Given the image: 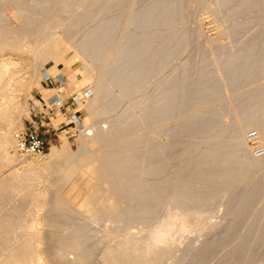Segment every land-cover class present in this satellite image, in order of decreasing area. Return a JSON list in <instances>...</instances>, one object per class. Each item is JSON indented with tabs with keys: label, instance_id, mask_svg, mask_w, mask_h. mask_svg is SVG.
I'll list each match as a JSON object with an SVG mask.
<instances>
[{
	"label": "rangeland",
	"instance_id": "1",
	"mask_svg": "<svg viewBox=\"0 0 264 264\" xmlns=\"http://www.w3.org/2000/svg\"><path fill=\"white\" fill-rule=\"evenodd\" d=\"M104 1L110 4L107 20L88 14L97 0H0V264H264V241L243 242L250 230L257 240L264 229V187L253 194L264 178V137L255 128H246L249 108L264 101V61L254 63L253 53L246 52L264 28V11L244 15L243 10L235 19L239 26L233 28L229 16L239 13L238 5L228 0H186L190 11L186 13L187 36L179 29L169 36L171 40L164 34L163 40H149L147 52L136 58V48L147 38L137 34V40L132 39L131 32L138 10L149 11L152 6L146 5L147 0ZM259 4L264 7V0H251L252 7ZM77 21L80 26L71 30L74 40H81L87 28L98 26L102 31L98 47L91 43L95 49L84 54L64 33ZM246 21L252 24L239 32L240 23ZM60 38H66L74 51L64 59L70 54L77 57L71 69L63 61L43 63L39 59ZM173 43L175 47H165ZM97 49L99 55H94ZM153 57L156 74L144 81V73L133 72H144V65ZM98 65H107L108 71ZM190 66L194 71L191 83L216 81L219 95L154 121L152 113L189 83L182 79ZM75 70L80 72L78 84L68 78ZM237 70H241L240 79L234 83ZM126 71L131 72L132 82L122 90ZM42 72L53 80V74L61 73L65 80L62 98L70 106L68 113L57 111L40 130L52 147L67 143L69 156L62 155L58 163L50 161V152L43 159L23 161L9 151L12 133L35 119L36 105L45 110L47 99L56 94ZM176 75L180 85L175 90L170 85ZM100 77L104 82L110 77L114 80H110V94L101 110L94 103ZM140 78L142 82L135 85ZM29 84L33 86L30 94ZM133 85L140 88L131 91ZM73 113L93 126L94 136H87L71 121ZM94 113L95 118L91 117ZM199 119L202 123L215 120L217 128H209ZM186 120L193 124L184 134L181 129ZM176 128L179 132L173 133ZM96 134L99 139H94ZM218 145L225 147L218 149ZM173 146L180 154L187 150L192 156L208 153L231 159L242 171L252 168L253 175L207 197L199 194L183 207L170 200L154 211L150 205L133 211L137 193H151L152 174L158 165L153 162L155 153ZM107 159L118 166L111 175L102 167ZM122 160H131L137 171L128 174ZM143 169L149 172L145 177ZM122 172L127 177L123 186ZM179 173L181 183L182 164ZM113 193L128 194L129 200L126 204L121 201L119 207ZM131 213L149 216L127 215ZM158 232L168 238L155 247V254L149 246L152 237L160 236ZM204 251L208 254L202 260L189 258H198Z\"/></svg>",
	"mask_w": 264,
	"mask_h": 264
},
{
	"label": "bare ground",
	"instance_id": "2",
	"mask_svg": "<svg viewBox=\"0 0 264 264\" xmlns=\"http://www.w3.org/2000/svg\"><path fill=\"white\" fill-rule=\"evenodd\" d=\"M236 1H239V2L237 3ZM146 2H147L146 5L150 6V8L152 6V9L149 11H146V9L145 10L144 9L138 10L136 23H135V25L132 29V32H131V36H133L132 39L135 38V40H137L136 39L137 37L135 36L137 34L139 36H141L143 39L145 37L147 38V40H145L144 44L141 43V46L136 48L138 50V54L136 55V58H138L140 56V54L147 52V50L149 49V44L148 43L146 44V42L149 40H155V39L163 40L164 39L162 36L163 34L166 36L168 35V39H169V36L174 35L176 33V31L179 29L182 30L183 35L187 36V34H188V32H186L187 27H188V17L186 16V13L190 12V11H189V7L186 5V0H147ZM228 2H232L234 5H238L239 8H241L238 11L239 13L235 12L229 16V19L231 21L233 28L236 26H239L238 24H236L235 19H236V16L238 17V14H240L243 10H246V12L243 11V13L245 12L244 15H246L247 13L250 14L251 12H257L258 10L264 11V7L260 6V4L258 6L252 7L251 0H228ZM166 4H167V7L164 9ZM109 8H110L109 3L105 2L104 0H97L95 5H93V7L89 10L88 14L90 15V17H93V18L102 15V18L107 20L109 16L106 14V11ZM149 17H150V19H149ZM256 18H259V15H257ZM122 21H123V19H122ZM79 24L80 23H78V21H77L75 23V25L73 24L68 28V32L66 31L64 33L65 34L67 33V35L65 37L67 39H69L68 41L70 43L74 44L75 49L78 48V50H80L84 54V52H86L87 50L91 49V51H92V49H95L94 47H96V48L98 47L97 41L99 43L100 40L102 41V39H103V38L100 39L102 37V31L98 26L94 27V28H87L83 38L81 40L79 39V41H77V40H74L73 37H71V30L75 26H77V27L80 26ZM240 24L241 25H240L239 30H241V31H239V32H243V30L245 28L249 27L252 23H251V21H246L243 23L241 22ZM29 37H30V35H29ZM66 38L56 39L55 42L50 44V46H47L46 49H44V51H42L41 53L39 52L40 54L38 56H39L40 61L42 60L43 63H48L49 61H53V62H56V64H58L59 61H63L62 64L66 65L67 67H69V69H71L72 64L75 62L77 57H74V54H70L67 59H64V57L66 56L67 53L69 54L71 51H73L72 50L73 47L70 48L69 47L70 45L67 44ZM148 38H150V39H148ZM169 40H171V39H169ZM91 43L94 44L95 46L92 47ZM169 46H171L173 48V47H175V43H173L172 45L168 44L165 47H169ZM246 48H248L246 52H250V53L252 52L253 53V54H251V56H253V58L256 59L253 61L254 63H257V62L260 63V62L264 61V28L261 30L260 36L257 37L256 39H254L253 43L250 44L249 46H247ZM250 49H253V50L250 51ZM95 51H96V53H94ZM95 51H93L92 53L94 55H99L97 53L100 52V50L97 49ZM81 55H79V56L81 57ZM38 56H36V57H38ZM241 58H243L247 62L249 61V57L246 55L245 56L242 55ZM39 59H37V60H39ZM154 61H155V57H153V59L149 60V62L144 65V68H143L145 70L144 72L143 71H136L133 73H142V74L144 73V75H146V76H144V81H145V79H147L149 81L151 79V77H154L156 74L154 72V67H153L155 64ZM95 64L97 65V63H95ZM239 64H237V66H236L237 69L240 68ZM91 66L94 69L97 68L94 64H92ZM98 66L100 67V69L104 70V72L108 71L107 65H102V66L98 65ZM255 66H257V65H254V67ZM137 68L141 69L142 66H138ZM241 70H242V66H241ZM241 70L235 71L234 78L236 76H237V78L235 81L233 79L234 83L239 82L240 78H239L238 73ZM91 72H92V70H91ZM197 72L201 73V71H199V70H197ZM79 73L80 72H78V70L72 71L70 73L68 78H70V81L72 84L73 83L78 84V82L80 81V79L78 80ZM83 73H84V71H83ZM130 73L131 72L127 73V71H126V74H128V75L125 79V82L122 83V90H127L129 88L130 82H132V79L129 76V75H131ZM193 73H194V71H193V68L191 66L188 67V69L186 71H184V73H183L184 77H183L182 81H183V83H186V81H189V83L188 82L186 83L187 86H185L182 93L175 92L172 95V97L170 98V101L167 104H165L161 110L156 111V113H154V112L152 113L151 117L154 119V121L155 120L161 121V119L166 120L171 114L178 112L181 108L182 109H188V108H191V106H198V105H200L206 101H209L210 99H215L216 96L219 95L218 93H216L217 92L216 88L218 87V84H219L218 82L212 81V80H209V81L200 80L197 83L193 84V82L191 83V76ZM42 74L44 75V77L49 76L48 72H42ZM53 75H55V77L58 78V79L55 78V80H60L61 82H65L64 78L61 76V73H55ZM80 75L82 76V71H81ZM96 78H98V77H96ZM100 79L101 80H99L97 83L95 81V83H96V86H95L96 87V94L94 96V100H95L94 103H95V106H96V104H98V107L101 110V108H103V101H105V99H107L109 97V94H110V89H111L110 80L113 82H114V80L112 77H110V80L108 79L105 82L103 80V77H100ZM70 81H69V83H70ZM137 82H142L141 78L135 82V85L137 84ZM135 85H133V89H131V91L132 90L134 91L137 87L140 88L139 87L140 85L139 86H135ZM179 85H180V79H179V76L176 75L175 79H173V82L170 85V88L176 90L179 87ZM27 89H28L27 93L30 94L32 89H33V86L29 84V88H27ZM63 89H62V91H63ZM93 90H94V88H93ZM54 95H56V94H54ZM78 97L79 96H77V98ZM59 98L63 99L62 95L59 96ZM49 99H47V101ZM259 103H260V105H256L255 107L249 108L246 115L248 117H251V118L246 123V128H249V127L255 128L259 133V137H264V105H263L264 101L260 100ZM92 109H94V108H92ZM106 110H108V109L106 108ZM92 113H93V110H92ZM72 115L74 116V115H76V113L75 114L73 113ZM95 115L97 116V113L96 114L94 113V115H92L91 117L95 118ZM71 121L75 122V120L72 118H71ZM199 122L202 123L201 119H199ZM85 124L83 122H79V121L77 122V126L80 127L81 129H83L84 133H86L87 136L88 135L94 136L95 133L93 132V129H94L93 126L91 125L92 127H89ZM192 124H193V122L191 120H186L182 126V129H181L182 133L185 134L186 132H188L189 128L191 127ZM202 124H206L209 128H217V122H215V120L209 119L206 122H203ZM178 132H179V129L176 128V129H174L173 133H178ZM97 136L98 135L96 134V138H94V139H99V136L98 137ZM65 141H66V139H65ZM7 142L9 143V141H7ZM221 146H224V145H218V149H222ZM68 151H69L68 145H67V143L64 142L62 148L52 147L48 156L50 158V161L52 159H54L56 161L55 163H58L57 160L62 155H63V157L69 156ZM7 153H8V151H7ZM155 154H156V157L153 158V162L154 163L156 162L155 164H158V165H157L156 169H154L155 171L153 170L154 172H153L152 176L154 177V181L152 183V186L150 187L151 193L149 195V194L144 193V192H138L137 193V206H136V209L133 208V211H137L139 209L144 210V209L148 208L149 205H150V209L152 211H154V210H156V208H158L165 201H170V200H177V205L179 207H183L186 205V201H189L191 199L196 198V196L199 194H201L202 197H207V196L227 187L228 185H230L233 182H237V181L244 179V178H250L253 175L252 168L250 170L242 171L240 168L235 167V165H233V163L230 162L231 159L229 160L227 158H219V157L211 156V155H208V153L203 154V155H199V156H192L190 151L184 150V152L182 154H180L179 149L177 147L173 146L167 150L165 149L162 151H158ZM8 159H11V158H8ZM131 160H133V159L131 158ZM131 160H128L129 163H127L126 160H122V165H125L124 171H126L128 174H132V173L137 171V169H136L137 165L135 163L133 164V162H135L136 160L134 159L135 161L133 160V162ZM114 162H116V161L115 160H108V159L106 161L104 160L102 162V164H103L102 167L110 175L114 171L113 167L116 166V165L114 166ZM125 163H127V164H125ZM181 164H182V172L183 173H182V182L180 183L179 182V180H180L179 171H180V165ZM249 164L251 165V163H249ZM116 167H118V166H116ZM95 171H98V170H95ZM148 173L149 172H146L145 169H143L141 171L142 177H145ZM95 174H97V173L95 172ZM124 178L126 179L127 177L122 172V186L124 183ZM263 187H264V178L260 179L257 182L253 194L260 193L263 190ZM114 194L117 196L115 199L118 198L117 201L119 203V205H118L119 207H120L121 201H122V203L126 204L127 200H129L127 198V197H129L128 194L122 195V193L121 194L120 193H113V195ZM114 203H116V202H114ZM114 205H116V204H114ZM112 207H115V206H112ZM116 208H118V207H116ZM114 210H112L114 212V214L117 213ZM116 211H118V210H116ZM105 212H108V211H105ZM127 215L131 216V217L149 216L146 213L145 214H143V213H131V214H127ZM254 226H256V224H254ZM263 226H264V223H263ZM165 227H163L164 230H166ZM230 228H234V227L230 226ZM250 228L254 229L253 226ZM160 230H161V228H160ZM164 230H163V232H161V231L160 232L165 235L166 232ZM260 231H261V233H260L258 239L253 240V238L251 236L252 231L250 230L249 235L243 241L244 244L246 245L250 242L251 243H253V242L259 243L261 241L263 242L264 241V229L260 230ZM152 233H156V229H155V232H152ZM162 234H160V236L157 234L158 235L157 237H155V236L152 237L151 244L149 243L150 244L149 248H150L152 253L155 252V254H156V248L155 247H158L157 245L159 243H161L162 241L164 243V239L167 240L168 237L165 238V236ZM166 235H168V234H166ZM154 248H155V250H154ZM151 252H149V255H152ZM79 253H81V252H79ZM207 254H208L207 251H204L203 254L198 255V258L195 257V255L189 256V258L191 260H193V259L202 260L204 257H207ZM80 255H82V254H80Z\"/></svg>",
	"mask_w": 264,
	"mask_h": 264
},
{
	"label": "built area",
	"instance_id": "3",
	"mask_svg": "<svg viewBox=\"0 0 264 264\" xmlns=\"http://www.w3.org/2000/svg\"><path fill=\"white\" fill-rule=\"evenodd\" d=\"M44 81L50 84L51 90L56 91V95L52 96L44 106L46 109H40L38 105L35 106L37 116L34 120L28 123L26 127L17 130L11 135V144L9 146V151L17 159L27 160L31 158L43 159L50 152L52 146L50 142L44 138V135L40 132L42 128H45L46 121L49 120L57 111L68 113L67 102L60 99L59 96L63 94L62 89L65 86V82L60 80H53L51 77L44 78ZM74 119V124L81 122L77 115H71L70 119ZM49 133V131H48ZM260 152H258L259 154Z\"/></svg>",
	"mask_w": 264,
	"mask_h": 264
}]
</instances>
